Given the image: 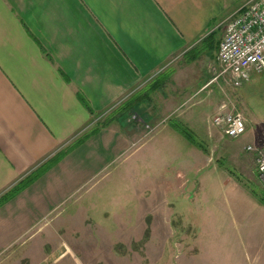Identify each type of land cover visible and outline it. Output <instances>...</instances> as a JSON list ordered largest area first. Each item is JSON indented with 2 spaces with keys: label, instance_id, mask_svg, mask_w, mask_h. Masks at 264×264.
<instances>
[{
  "label": "crops",
  "instance_id": "crops-1",
  "mask_svg": "<svg viewBox=\"0 0 264 264\" xmlns=\"http://www.w3.org/2000/svg\"><path fill=\"white\" fill-rule=\"evenodd\" d=\"M249 1L0 0V263L18 245L32 261L47 236L33 232L55 206L47 195L69 174H94L84 167L101 150L126 152L205 91L213 119L226 101L220 78L207 84L228 18ZM153 97L162 114L146 108ZM254 135L247 146L262 144ZM248 152L240 166L261 182Z\"/></svg>",
  "mask_w": 264,
  "mask_h": 264
},
{
  "label": "rangeland",
  "instance_id": "rangeland-1",
  "mask_svg": "<svg viewBox=\"0 0 264 264\" xmlns=\"http://www.w3.org/2000/svg\"><path fill=\"white\" fill-rule=\"evenodd\" d=\"M227 80L218 81L223 100L252 124L243 135L227 137L213 123L212 110L198 103L207 91L182 98V107L158 128L145 126L126 152L101 150V160L84 167L94 174L77 183L65 177L63 190L47 195L55 206L33 232L47 236L30 248L32 261L18 245L0 264H264L263 186L240 166L254 131L264 144V70L239 87ZM156 105L153 97L146 108L161 113ZM168 121L188 125L197 142L181 133L174 140Z\"/></svg>",
  "mask_w": 264,
  "mask_h": 264
},
{
  "label": "built area",
  "instance_id": "built-area-1",
  "mask_svg": "<svg viewBox=\"0 0 264 264\" xmlns=\"http://www.w3.org/2000/svg\"><path fill=\"white\" fill-rule=\"evenodd\" d=\"M218 62L220 71L207 86L224 77L232 86L239 87L249 81L253 73L264 70V0H250L228 18L219 46ZM228 103L220 106L213 116V123L227 137L238 138L247 131V119L235 106L229 109ZM246 149L256 156L257 171L264 189V144L250 145Z\"/></svg>",
  "mask_w": 264,
  "mask_h": 264
},
{
  "label": "trees",
  "instance_id": "trees-1",
  "mask_svg": "<svg viewBox=\"0 0 264 264\" xmlns=\"http://www.w3.org/2000/svg\"><path fill=\"white\" fill-rule=\"evenodd\" d=\"M173 125L186 138H188L191 141L197 142L194 132L190 128H188L186 125H184L183 123H178V122H173ZM200 145L202 144L200 143ZM261 200L264 202V196L261 198Z\"/></svg>",
  "mask_w": 264,
  "mask_h": 264
}]
</instances>
